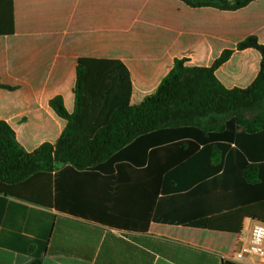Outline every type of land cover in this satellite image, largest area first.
I'll use <instances>...</instances> for the list:
<instances>
[{
	"label": "crops",
	"instance_id": "1",
	"mask_svg": "<svg viewBox=\"0 0 264 264\" xmlns=\"http://www.w3.org/2000/svg\"><path fill=\"white\" fill-rule=\"evenodd\" d=\"M12 12L14 32L0 36V122L26 153L54 146L64 131L67 122L50 102L60 98L73 113L79 60L121 62L130 104L139 106L176 60L210 68L224 51L233 53L216 79L228 90L246 89L261 55L236 46L248 36L264 46V0L238 11L179 0H12ZM170 134L139 138L89 168L55 163L53 173L68 174L54 188L61 209L0 195V264H235L224 258L239 248L252 220L243 221L239 235L190 226L201 217L203 198L173 195L168 176L184 173L182 184L188 173H264V139L219 140L202 156L170 148L189 139Z\"/></svg>",
	"mask_w": 264,
	"mask_h": 264
},
{
	"label": "trees",
	"instance_id": "2",
	"mask_svg": "<svg viewBox=\"0 0 264 264\" xmlns=\"http://www.w3.org/2000/svg\"><path fill=\"white\" fill-rule=\"evenodd\" d=\"M179 1L193 8L238 11L257 0ZM13 32L12 0H0V36ZM236 50L261 55L259 72L246 89L228 90L216 79L215 71L233 53L224 51L210 68H189L185 59L176 60L156 92L139 106L130 104V75L121 62L79 60L73 113H67L60 98L50 102L55 114L67 122L54 146L43 144L26 153L14 132L0 122V195L61 209L54 188L68 174L53 173L55 163L67 164V170L89 168L103 162L104 155L123 152L133 141L161 132L171 133L173 138L187 135L189 139L174 142L170 148L202 156L211 153L219 140L264 139V46L255 36H248ZM248 114L252 119L246 118ZM221 123L225 126L218 128ZM238 131L241 133L233 134ZM232 153L239 151L233 149ZM183 174L168 176L174 184L172 194L185 192L193 199L198 195L204 205L198 212L199 221L190 226L239 235L244 220L264 224V173H188L179 184Z\"/></svg>",
	"mask_w": 264,
	"mask_h": 264
},
{
	"label": "built area",
	"instance_id": "3",
	"mask_svg": "<svg viewBox=\"0 0 264 264\" xmlns=\"http://www.w3.org/2000/svg\"><path fill=\"white\" fill-rule=\"evenodd\" d=\"M235 264H264V224L252 221L246 238L232 257L224 258Z\"/></svg>",
	"mask_w": 264,
	"mask_h": 264
},
{
	"label": "rangeland",
	"instance_id": "4",
	"mask_svg": "<svg viewBox=\"0 0 264 264\" xmlns=\"http://www.w3.org/2000/svg\"><path fill=\"white\" fill-rule=\"evenodd\" d=\"M227 1H234V0H227ZM263 18V15H262V17H261V19ZM246 34V33H245ZM244 36V35H243ZM246 118H248V119H252V115H246Z\"/></svg>",
	"mask_w": 264,
	"mask_h": 264
}]
</instances>
